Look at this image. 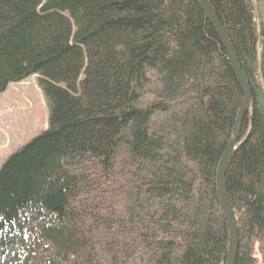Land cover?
Returning <instances> with one entry per match:
<instances>
[{
    "label": "trees",
    "instance_id": "obj_1",
    "mask_svg": "<svg viewBox=\"0 0 264 264\" xmlns=\"http://www.w3.org/2000/svg\"><path fill=\"white\" fill-rule=\"evenodd\" d=\"M207 1L251 94L235 264H264V0ZM32 76L48 122L0 169V264H226L242 92L194 0H0V94Z\"/></svg>",
    "mask_w": 264,
    "mask_h": 264
},
{
    "label": "rangeland",
    "instance_id": "obj_2",
    "mask_svg": "<svg viewBox=\"0 0 264 264\" xmlns=\"http://www.w3.org/2000/svg\"><path fill=\"white\" fill-rule=\"evenodd\" d=\"M47 122L48 107L36 76L8 86L0 94V169L9 157L44 132Z\"/></svg>",
    "mask_w": 264,
    "mask_h": 264
},
{
    "label": "water",
    "instance_id": "obj_3",
    "mask_svg": "<svg viewBox=\"0 0 264 264\" xmlns=\"http://www.w3.org/2000/svg\"><path fill=\"white\" fill-rule=\"evenodd\" d=\"M194 1L201 10V12L203 13L205 19L210 23L213 30L217 34L218 39L226 54L227 60L231 66V69L237 79V82L242 92V102L235 117V121L232 127L231 137L219 158L215 170V192L220 207L224 213L228 226V234H229L226 264H235L237 248H238V232H237L236 219L224 188V173L229 159L244 141L243 140L240 144H238L239 132H240L242 120L244 116L249 113L250 110L251 94L249 91L248 84L242 73L239 62L237 60L236 54L233 50V47L227 37L225 30L220 25L211 5L207 0H194Z\"/></svg>",
    "mask_w": 264,
    "mask_h": 264
},
{
    "label": "bare ground",
    "instance_id": "obj_4",
    "mask_svg": "<svg viewBox=\"0 0 264 264\" xmlns=\"http://www.w3.org/2000/svg\"><path fill=\"white\" fill-rule=\"evenodd\" d=\"M247 136V135H246Z\"/></svg>",
    "mask_w": 264,
    "mask_h": 264
}]
</instances>
